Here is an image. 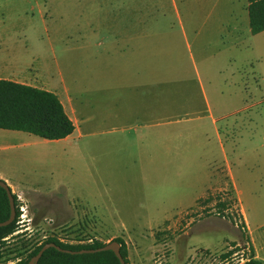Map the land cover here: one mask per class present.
I'll return each instance as SVG.
<instances>
[{"label": "rangeland", "instance_id": "1", "mask_svg": "<svg viewBox=\"0 0 264 264\" xmlns=\"http://www.w3.org/2000/svg\"><path fill=\"white\" fill-rule=\"evenodd\" d=\"M108 1L0 0V76L15 74L18 77L14 79L36 86L44 85L42 82L46 78L56 83L63 78L71 89L76 79L78 87L85 91L82 98L90 100L89 62L84 56L90 50L82 49L89 42L86 32L91 27L106 25L108 17L110 24L116 18L120 20L129 6L136 8L139 3L144 5L147 25L170 27L177 35L178 68H182L190 80L163 85L160 89L166 93L191 90L200 101L193 33L208 28L204 12L222 10L224 1ZM238 5L235 0L226 8L233 10ZM111 11L117 13L114 18ZM258 41L257 52L254 47L252 53L242 49L241 57H257L258 62L243 68L264 75V36ZM238 54L235 51V56ZM248 80L246 90L243 86V99L248 103L260 96L264 99V80L258 82L256 91V82ZM261 107L259 117L264 119V103ZM85 109L86 113L90 112L89 105ZM88 123L85 121L84 125ZM33 139L25 141L16 155L25 156L38 188L36 192H11L16 207L20 206L18 196L25 202L26 218L30 221L16 223V232L5 246L19 247L24 242L28 245L20 249V256L10 255L6 264L26 258L35 246L50 236L63 243L85 244L93 240L102 242L101 238H110L113 232L119 234L113 230L122 232L123 228L132 236L128 242V264H239L250 257L249 250L241 252L245 237L243 222L237 197L225 172L217 173L220 188L205 193L209 156L204 155L203 146L195 147L197 152L192 160L163 162L156 175L143 178L138 163L119 162L107 166L105 135L95 137L98 143L95 155L100 159L96 162L90 161V149L85 145L90 137L71 144ZM77 143H83L84 157L80 156L83 159L76 153ZM261 153L263 151L259 150ZM13 154V150L3 152V155ZM250 167L249 174L237 179L239 198L257 242L262 243L264 162L257 160ZM202 195L193 204L194 199ZM218 203L226 204L219 207ZM20 214L19 211L18 216ZM206 219L213 221L209 228L215 229L207 228ZM206 247L209 249L202 250Z\"/></svg>", "mask_w": 264, "mask_h": 264}, {"label": "crops", "instance_id": "2", "mask_svg": "<svg viewBox=\"0 0 264 264\" xmlns=\"http://www.w3.org/2000/svg\"><path fill=\"white\" fill-rule=\"evenodd\" d=\"M223 1L222 10L204 12L208 28L193 33L199 66L195 73L201 89L200 101L191 90L166 93L160 89L163 85L190 80L182 68H178L177 35L170 27L163 29L157 24L147 25L144 5L139 3L136 8L129 6L120 20L116 18L110 24L108 17L106 25L91 27L86 32L89 42L82 49L90 50L84 55L85 61L89 62L90 100L82 98L85 91L78 87L76 79L73 89L67 87L63 78L57 83L46 78L42 86L20 82L14 79L18 77L15 74L0 76V79L54 93L74 129L66 138L53 142L71 144L90 137L85 145L88 144L90 161L93 162L100 160L95 155L98 147L95 137L102 135H105L104 160L107 166L119 162L138 163L143 178L156 175L163 162L192 160L197 152L195 147L203 146L204 155L209 156L205 168L208 179L205 193L220 188L217 173L225 172L237 197L243 222L245 237L241 252L249 250L250 256L264 263V242L258 243L250 228L237 182L249 174L253 162H264V119L259 117L264 99L260 96L248 103L242 96L243 86L246 90L249 78L256 82V91L264 75L243 68L258 62L257 57H241L242 49L250 53L256 49L257 52L258 39L264 36V31L256 35L250 33L247 0H238L239 5L233 10L226 7L233 5L235 0ZM111 13L113 18L117 14L115 11ZM235 51L239 52L238 56ZM88 105L90 112L86 113ZM88 115L90 117L86 118ZM85 121L89 123L84 125ZM25 134L0 130V180L12 193L36 192L38 188L25 156L16 155L25 146V141L36 137ZM76 146V153L83 159V143ZM8 150H13L14 154L3 155ZM259 150L263 153L259 154ZM203 195L195 198L193 204ZM206 220L207 228L211 227L213 221ZM113 231L119 234L110 233V238H101L102 243L119 236L129 251L131 233L125 228L122 232Z\"/></svg>", "mask_w": 264, "mask_h": 264}, {"label": "trees", "instance_id": "3", "mask_svg": "<svg viewBox=\"0 0 264 264\" xmlns=\"http://www.w3.org/2000/svg\"><path fill=\"white\" fill-rule=\"evenodd\" d=\"M249 29L252 35L264 31V0H247ZM74 126L67 117L57 96L49 91L17 83L7 79H0V130L23 132L38 138L55 141L69 136ZM13 195V194H12ZM15 219L12 223L0 228V264H6L10 255L18 257L20 249L26 248L27 243L19 247L8 248L6 241L16 232L18 209L15 196ZM226 203H218L223 207ZM10 213L9 201L4 189L0 187V222L8 219ZM120 254L125 264H128V252L124 241L117 237ZM47 243H54L62 249L69 251L95 250L105 244L93 240L91 243L68 244L61 242L57 237H47L40 245L35 246L26 256L15 264H26L31 257L36 255L41 247ZM37 264H120L112 251L95 253L70 254L60 252L54 248L45 250ZM239 264H264L251 255Z\"/></svg>", "mask_w": 264, "mask_h": 264}, {"label": "water", "instance_id": "4", "mask_svg": "<svg viewBox=\"0 0 264 264\" xmlns=\"http://www.w3.org/2000/svg\"><path fill=\"white\" fill-rule=\"evenodd\" d=\"M0 187L5 190L8 201H9V208L10 213L8 219L5 221L0 222V228L5 227L12 223L15 219L16 211H15V205H14V199L13 195L9 189V187L6 185V183L2 180H0ZM48 248H54L60 252L70 253V254H84V253H95V252H101V251H112L115 255V257L118 259L120 264H125L123 258L120 254V247L119 244L116 241H111L107 244H105L103 247L95 249V250H80V251H69L60 248L59 246L55 245L54 243H47L41 247V249L38 251L36 255L30 258V260L26 264H37L38 260L42 256L43 252L47 250Z\"/></svg>", "mask_w": 264, "mask_h": 264}, {"label": "built area", "instance_id": "5", "mask_svg": "<svg viewBox=\"0 0 264 264\" xmlns=\"http://www.w3.org/2000/svg\"><path fill=\"white\" fill-rule=\"evenodd\" d=\"M17 198H18V200H20V206H18L17 209H18V212L19 211L21 212V214L18 216V218H20V220L19 221L17 220V223H22V222L28 223L30 221V219L26 218L27 206H26L25 202L22 199H20L19 196Z\"/></svg>", "mask_w": 264, "mask_h": 264}]
</instances>
